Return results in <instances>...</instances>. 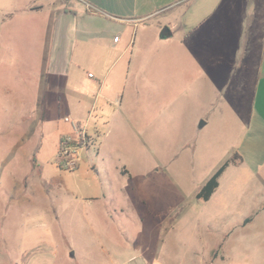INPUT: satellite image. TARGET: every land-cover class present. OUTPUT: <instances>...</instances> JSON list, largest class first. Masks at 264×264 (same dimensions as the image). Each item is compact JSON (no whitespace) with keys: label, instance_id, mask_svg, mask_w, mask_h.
Segmentation results:
<instances>
[{"label":"rangeland","instance_id":"374dc122","mask_svg":"<svg viewBox=\"0 0 264 264\" xmlns=\"http://www.w3.org/2000/svg\"><path fill=\"white\" fill-rule=\"evenodd\" d=\"M30 1L47 12L22 13ZM222 1H171L174 5L148 26L135 28L125 97L117 103L102 106L92 101L98 94L90 92L80 108L59 109L55 97L67 79L46 75L51 96L39 123L38 114L27 113L32 105L35 110L37 76L46 73L41 51L51 35L53 9L81 6L77 0H18L22 10L0 13V25L7 22L0 40L5 46L0 53V239L11 242L0 240V264H27L32 256L50 262L40 264H97L106 261L102 247L116 264H264V163L258 175L248 164L251 155L247 164L236 160L213 198L197 199L203 185L251 140L255 57L263 46L264 24L247 33L257 16L264 20V0ZM219 3L229 19L223 31L206 21ZM164 21L173 35L165 39V27L159 29ZM90 45L78 48L84 76L76 84L83 89L93 69L112 62L107 52L104 57L103 49ZM116 109L124 118L112 121ZM67 123L73 141L90 135L79 142L75 172L62 168L56 153L57 135ZM26 129L45 133L34 153L19 152L22 138L15 136ZM60 176L85 185L90 198L101 200L75 208L58 189L39 191L42 183ZM105 191L119 206L117 221L104 217ZM91 228L95 237L84 236ZM70 248L73 258L67 255Z\"/></svg>","mask_w":264,"mask_h":264},{"label":"crops","instance_id":"0c3cea01","mask_svg":"<svg viewBox=\"0 0 264 264\" xmlns=\"http://www.w3.org/2000/svg\"><path fill=\"white\" fill-rule=\"evenodd\" d=\"M26 1L27 0H25V4ZM171 1L176 0H77V3H79V6H81L80 9L74 10L70 9L69 7L54 8L53 11L56 13V15L54 18H52V28H50L51 35L50 37L47 35V37L44 39L45 47L41 51V53H43L42 56H45L46 59V62L44 64V66L46 67V73L37 76L36 89L38 91L36 96L34 97V99L36 100L35 110L33 112L32 105L29 113L27 114L29 116L33 113L38 114V118H36L38 120V123L41 119V112L42 114L44 113V116H42L43 122L45 116H47L45 106L49 104L51 91L48 89V87L50 86V78H46V75L53 76L55 81H57L60 77L67 79L66 88L64 89L63 86H60V88L58 89V94L55 97V101L59 106V109H61L62 105H65L69 108H80L83 102L82 97H87L88 93L90 92H96V94H98L91 95V97H93L92 101H101L102 106L106 102L111 101L117 103L119 98H124L126 59L127 55L130 53L131 42L134 39V29L139 28L141 25L148 26L151 21H154L155 18H157L161 14V12L167 10L168 8H171L174 4H177L182 0H177V2H175L174 4H172ZM224 1L225 0H223L221 3H223ZM221 3L217 5L215 11L209 12L206 19V21H209L207 22V24L211 28H216L217 31H223L222 29L226 28L229 23V19L224 13H222L221 9L223 6H220ZM260 3L256 2L253 7L257 8ZM26 5L27 7L23 8V10L25 11H23L22 13H29L28 11H30V13L35 15H44V13H46L48 10L44 5H35L32 3V1H30V3ZM20 7L21 5L18 4V0H0V13L2 14L7 13L9 15H13L14 11L19 12L20 10H22L20 9ZM259 17L260 16H257V18L252 21L251 25H249L250 29L248 30V35L251 36L252 33L255 32V29L259 27L258 25L264 24V20L261 21ZM1 19L2 16L0 14V20ZM6 23V21H3L0 25V40L4 36V33H2L1 31V27H3V25ZM162 25L163 26H159V29H163L165 27L163 38L165 39L173 36L168 21H164ZM262 36V50L255 57V62H257H254L255 87L253 101L251 102V140H246L241 153L237 152V154L242 158V160H240L241 162L239 163L242 164H247L246 160H248V156H252V160H250V163L248 164L253 170L254 174L258 175L260 174L261 168L263 169L262 164L264 163V31ZM258 37L261 38L260 35H258ZM249 41L252 42V39L250 40L249 38ZM90 43L103 49L104 57L106 56L107 52V54L110 55V60L112 62L108 68H101L100 70L93 69L89 73V76L92 75L90 76L91 79L85 77L88 79L86 83L88 85H86V88L83 89L82 86L79 85L81 82V78L84 76V70L80 61L81 53H79L80 51L78 52V48L79 44L88 45ZM4 49L5 46L0 41V53ZM254 63L252 68L254 67ZM95 79H97L96 81L98 82H93V80ZM76 83H79L78 86ZM88 101L89 99H87L86 102ZM31 104L33 103L31 102ZM43 108L44 111L41 110ZM103 110L105 111V114L109 116L108 111H106L105 109ZM19 111H21V109H19ZM17 114L18 111L15 115ZM120 115L122 116L121 119H123L124 113L121 110L118 111L116 109L113 112L112 116L109 117V119L113 121L117 116ZM17 116L18 120H21L19 119V114ZM72 117L74 118L75 116L73 115ZM61 131L62 132L57 135L55 144L56 153L59 150L58 148L61 139L65 136H68V133H71V128L68 123L66 124V129ZM110 132L111 131L109 130L106 134L107 137ZM86 134L90 137L88 132H86ZM44 136L45 133L43 129L42 131L38 132H32L30 129H26L23 133L17 134L15 137L22 138V141H17L18 148L21 147L19 149V152L34 153L35 150H33L32 148H37L38 150H40L41 138ZM29 138L34 139L33 142H31ZM89 140L90 138L88 139V141ZM31 143L34 144L33 147ZM103 151L104 143H101L99 155H101ZM239 163L238 161H236L235 163L230 164V166H237ZM95 168H97V166H95ZM126 173H128V171H126ZM117 174L121 176V169L117 168ZM110 183L111 184L107 186L113 189L114 184H112V182ZM42 184L43 185L39 189V191H45L48 187L53 191L55 189H58V196L62 195V197H65V199H67L68 201V204L74 205V207H91L90 205L101 200L100 197L90 198L88 196L89 194L87 192L85 193V191L82 190V188H88L84 187L85 185L82 186L78 182L72 183L61 176L51 177L48 182ZM102 185L105 189L106 186L104 185V183H102ZM76 189H79V191L83 192H80V197L75 196L76 194L74 191ZM102 199L104 200V204L108 203L105 208L106 215L104 217L108 219V221H117L119 215V206L114 203L113 198H108L107 191H105V195H103ZM55 213L57 214L56 217L59 218V209L57 207L55 209ZM2 215L4 216V214ZM95 234H97V232H95L93 228H91L90 230H83L84 236L94 238ZM8 239L10 238L4 237L0 240L4 244H10L11 242ZM69 250L70 251L69 253H67V255L69 258H73L75 256V252H73L71 248ZM102 250V252L104 253V259H106V261L97 264H116V262L112 258L108 259L107 255L110 254H107L104 247H102ZM54 254L55 253H53L52 257H54ZM50 255L51 254H48V257ZM46 260L48 261V263H50L48 258L46 257L41 259V256H38L37 258L32 256L30 259H28L27 264H40L41 261L45 262ZM124 264L134 263L129 262Z\"/></svg>","mask_w":264,"mask_h":264},{"label":"trees","instance_id":"16d2710c","mask_svg":"<svg viewBox=\"0 0 264 264\" xmlns=\"http://www.w3.org/2000/svg\"><path fill=\"white\" fill-rule=\"evenodd\" d=\"M84 138L85 139H83V134L79 136V142L81 144L85 142L86 140H88L89 136L85 135ZM238 159L242 160V158L238 154H235L234 157H232V159H230L228 162L226 161L220 167V169L214 174V176L203 185V187L201 188L200 192L197 195V199L205 201L206 203L209 202L210 199L214 196V194L218 190L219 185H220L219 180L221 179L225 170L230 166V164L235 163L236 160ZM250 221L251 219H247L245 221V225L248 224Z\"/></svg>","mask_w":264,"mask_h":264},{"label":"built area","instance_id":"2783aa9c","mask_svg":"<svg viewBox=\"0 0 264 264\" xmlns=\"http://www.w3.org/2000/svg\"><path fill=\"white\" fill-rule=\"evenodd\" d=\"M79 142L73 141L71 137L65 136L60 141L58 157L61 158V167L75 172L79 168Z\"/></svg>","mask_w":264,"mask_h":264},{"label":"water","instance_id":"95a60500","mask_svg":"<svg viewBox=\"0 0 264 264\" xmlns=\"http://www.w3.org/2000/svg\"><path fill=\"white\" fill-rule=\"evenodd\" d=\"M201 126H203L204 125V123L203 122H201V124H200Z\"/></svg>","mask_w":264,"mask_h":264}]
</instances>
